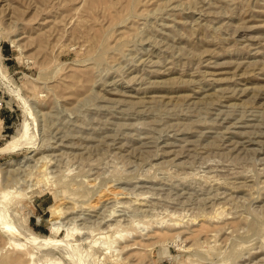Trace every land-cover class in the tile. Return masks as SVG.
Returning a JSON list of instances; mask_svg holds the SVG:
<instances>
[{"label": "rangeland", "instance_id": "rangeland-1", "mask_svg": "<svg viewBox=\"0 0 264 264\" xmlns=\"http://www.w3.org/2000/svg\"><path fill=\"white\" fill-rule=\"evenodd\" d=\"M6 255L264 264V0H0Z\"/></svg>", "mask_w": 264, "mask_h": 264}, {"label": "bare ground", "instance_id": "bare-ground-1", "mask_svg": "<svg viewBox=\"0 0 264 264\" xmlns=\"http://www.w3.org/2000/svg\"><path fill=\"white\" fill-rule=\"evenodd\" d=\"M40 178V177H39ZM219 216V215H218ZM27 220V219H26ZM3 224V223H2ZM12 226H13V224H11ZM15 227V226H14ZM205 227H203V229H204ZM16 229V228H15ZM19 229V228H18ZM53 230V229H52ZM53 232V231H52ZM32 233V232H31ZM162 233V232H161ZM33 235H35L34 233H32ZM160 234V233H159ZM159 236H162L161 234L159 235ZM32 237V236H31ZM164 237V236H163ZM112 239H116V237L115 238H112ZM109 240V239H108ZM107 240V242H109ZM110 240H111V238H110ZM117 241V240H116ZM114 243V242H113ZM17 244V246H20L21 244H18V243H16ZM113 246V244L112 243H109V246H107L108 244H106L105 246H107V247H109V248H112V246ZM115 244V243H114ZM26 245V244H25ZM108 249V248H107ZM111 251V250H110ZM17 254H19V253H17ZM22 254V253H21ZM20 254V255H21ZM20 255L18 256H5L2 260H0V264H20V262H21V259L23 260L24 258L23 257H20ZM31 255V252L29 251V250H27L26 252H24V257L26 256V257H28L27 259H29V256ZM24 260H26V259H24ZM28 261V260H27ZM32 262H33V260H31ZM31 263V262H30ZM55 263V262H54Z\"/></svg>", "mask_w": 264, "mask_h": 264}]
</instances>
